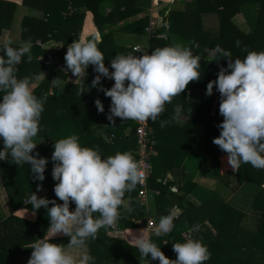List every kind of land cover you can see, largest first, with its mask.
Segmentation results:
<instances>
[{"label": "clouds", "instance_id": "clouds-1", "mask_svg": "<svg viewBox=\"0 0 264 264\" xmlns=\"http://www.w3.org/2000/svg\"><path fill=\"white\" fill-rule=\"evenodd\" d=\"M100 41L99 32L89 40H74L68 45L64 59L67 70L76 80L84 78L86 69L93 66L98 75L92 80V86L99 85V90L111 98L107 119L112 124L116 117L156 122L166 104L180 96L190 82L201 78V58L178 44L158 47L140 56L118 54L110 61L113 69L110 71L98 47ZM12 44L11 38L0 41V53H3L0 55V140L3 143L0 161L10 159L18 166L27 163L33 179L42 182L48 159L40 157L38 152L32 153L37 145L34 137L42 131L44 100L34 95L28 77L20 79L15 75V66L23 57L32 60L30 43L20 47ZM214 51L228 58V63L227 67L220 68L217 79L207 84L205 93L211 96L215 86L220 94L219 113L224 118L217 125L220 135L213 138V143L227 153L228 164L234 171L241 164L264 169V51H248L243 59L234 60L219 45ZM102 77L113 79V86L104 88ZM51 82L53 88L65 87L57 78ZM95 103L103 113V103L99 99ZM183 112V107L176 105L174 118ZM166 123L161 120L160 126ZM51 160L54 162L51 175L57 181L54 193L62 203L38 198L35 192L29 194L28 203L34 210L41 207L47 210L50 225L44 238L31 246L28 264H91L94 258L85 252L77 260L72 249L84 248L88 239L96 238L101 227L113 226L120 219L125 193L144 180L141 165L127 151L102 158L97 148L81 146L76 135L56 140ZM41 189L42 185L37 184V191ZM70 203L75 204L73 211ZM173 220V214L161 216L155 235L171 232ZM191 230L195 231L196 226ZM60 234L70 238L67 246L51 242ZM135 246L142 256L151 254V259L158 260L159 264H205L211 258L207 246L199 239L173 243L174 260L166 257L149 236L136 237Z\"/></svg>", "mask_w": 264, "mask_h": 264}, {"label": "crops", "instance_id": "crops-1", "mask_svg": "<svg viewBox=\"0 0 264 264\" xmlns=\"http://www.w3.org/2000/svg\"><path fill=\"white\" fill-rule=\"evenodd\" d=\"M257 1L260 0H163L159 4H154L152 0H140L144 9L139 13L116 24L106 23L103 31H98L94 26L91 29L83 27L75 39L89 40L97 32L101 37L103 33L111 32L119 46L133 48L140 45L146 47L149 46L150 39L148 28H146L145 33H135L123 28V26L148 16L150 25H153L155 30L167 25L165 29L170 33L172 46L178 44L188 47L194 55L201 58V78L198 81L190 82L180 96L175 97L172 103L166 104L165 111L156 122L151 121V125L153 132L156 133L155 144L162 146L163 154H166L160 157L159 150L155 148L156 155L153 157V162L158 163L160 172L166 173L165 177L160 175L158 180L169 179L174 182L172 213L178 217L182 213L188 212L192 219L198 223L196 230L193 231L194 236L196 234L194 239H199L204 245H206V239L199 234L200 232H197L202 224L210 225L209 216L214 210L230 204L236 210L244 213L242 218V225L244 226L246 218L251 215V210L254 207L253 202L260 190L257 184L249 181L241 185L237 184L235 176L237 171H234L228 164L227 153H220L218 156L221 177L218 176L214 172L212 153L204 148L214 144L213 138L220 135V129L217 125L224 119L219 113L220 94L215 91V86L211 96L205 95L207 84L217 79L220 68L227 67L228 63V58L215 53L214 49L219 45L223 50L229 52L230 49L242 50L244 34L254 32L260 18L261 3ZM113 7V1L105 0L100 5V13L107 15ZM80 9L84 11L85 7ZM222 12H225L224 15H221ZM231 12L233 14L228 18V14ZM33 13L31 7L19 5L11 28L3 30L0 41L11 38L13 40L12 45L23 46L26 41L21 37V21L25 15ZM237 41H239V46ZM38 43L41 44L40 41ZM41 45L44 49L54 51H67L68 48V45L65 46L64 42L59 40H49ZM41 57L39 56V59ZM61 62H65V60L56 58L48 61L42 71L45 76L41 72L32 82L33 90L49 74H53L52 80L59 79L65 87L67 83L85 84L86 76L76 80L77 77L72 74L68 75L58 68V64ZM110 82L106 80V83L110 84ZM53 87V83L50 82L51 94H53V90L60 94L65 90V87L60 89ZM176 105H181L184 109L179 118H174ZM97 112H99L98 109ZM107 115L92 130L95 136L109 141L111 135L109 128L113 124L107 119ZM214 118L217 119L215 126L212 125ZM117 119L118 117L115 118V121ZM161 120L167 121L164 127L160 126ZM157 131L161 136L160 139L156 138ZM34 142L37 145L32 154L35 155L38 152L40 157L48 159L45 179L42 182L34 180V174L30 172V169L28 172L14 169V165L9 164L10 159L0 161V223L13 215L23 217L31 222L35 221L37 213L21 205L22 203L28 204L29 194L33 192L37 194L38 198L53 197L51 199H55L57 203L60 201L59 198L52 195L55 185H51L52 146L40 134L34 137ZM2 148L3 143L0 140V149ZM184 152L187 154L183 166L174 169L168 168V162L177 163ZM16 174L18 176L27 174V183L24 184V181L21 180L18 181V184L14 183L13 179L17 176ZM37 184L42 185L40 191H37ZM192 184L193 187H191ZM11 186L16 189V194L9 190ZM159 193V190L150 187L144 200L138 197V192L137 195L125 196V206H121V216L115 225L101 227L96 238L88 239L84 248L72 249L77 260L86 252L94 258L91 264H158L156 260L151 259V254L148 257L140 254L135 246V240L142 234L149 236L151 240L153 237H164L163 240L158 238L155 241L161 251L162 247H165L170 240L168 237L173 228L168 234L155 235V228L160 219L157 202ZM16 205L19 206L16 207ZM167 205L168 202L160 201L161 207ZM129 208L131 211L128 210ZM94 215H98V213ZM150 221L154 224L150 225ZM192 228L188 229V232L192 231ZM142 230H144L143 233ZM61 237L64 240L58 243L57 241L51 242L67 246L70 241L67 235L60 234L53 238ZM175 255L176 253L172 255L173 259L176 258ZM30 256L31 252L20 254L15 257V260L17 264H28Z\"/></svg>", "mask_w": 264, "mask_h": 264}, {"label": "trees", "instance_id": "trees-1", "mask_svg": "<svg viewBox=\"0 0 264 264\" xmlns=\"http://www.w3.org/2000/svg\"><path fill=\"white\" fill-rule=\"evenodd\" d=\"M103 1L105 0H0V37L3 30L11 28L19 5L31 7L34 11L33 14L25 15L21 21V37L31 45L30 54L32 60L28 61L27 56H25L15 66L17 78L28 77L32 83L41 74L44 65L48 61L56 58L65 60L66 50H48L44 49L41 44L49 40H59L67 46L77 38L83 27L91 29L94 26L98 31H103L106 23L116 24L144 9V5L140 3V0H111L114 2L113 9L107 15H102L100 13V5ZM162 1L152 0L154 4H159ZM257 2L261 3V14L257 27L254 32L244 34V47L242 50L236 51L235 49H230L233 60L235 58L243 59L248 51H264V0ZM82 7H85L84 11L80 9ZM224 8H226V5H224ZM224 13L222 12L221 15H224ZM232 14V12L228 14V18ZM150 24V18L145 16L137 21L126 24L123 28L135 33H145L146 28ZM192 41L195 40L192 39ZM12 46L20 47L17 45ZM164 46H172L170 33L165 29V25L150 34L149 46L147 47L150 53L154 49ZM98 47L103 53L105 65L109 67L110 71L113 70L110 67V61L116 55L132 54L140 56L143 54L141 51H135L133 48L117 45L111 32L102 34ZM39 56H42L43 59H39ZM86 73L85 84L67 83L65 90L59 96L50 93V82L53 74H49L33 90L34 95L44 100V111L40 118L42 131L39 134L50 142L52 151H54L56 140L76 135L79 138L81 146L97 148L102 158L114 155L116 152L127 151L137 160V154L135 153L136 139L133 137L137 123L134 120H122L118 117L111 128H109V134H111L109 141L97 137L93 133V127L108 114L111 98L99 90V85L96 87L92 86V80L98 75L93 70L92 65H89ZM106 79L102 77L101 85L104 88H111L114 80L111 79L110 84H108L106 83ZM96 99H99L103 103V113L97 112ZM215 120L217 119L214 118L212 121L213 126H215ZM127 129H130L128 134ZM155 134L153 132V141ZM160 137L157 131L156 138L160 139ZM154 145L159 150L160 157L166 155L163 154L162 146L157 143ZM204 148L212 153L214 172L221 177L218 156L220 153L225 152L221 151L216 144ZM186 154L184 152L177 163L173 161L168 162V168L182 167ZM155 155L156 153L154 157ZM10 163L14 165V169L27 172L30 169L27 163L20 166L12 163L11 160ZM153 163L154 169L149 177V186L151 189L160 191L157 197L158 217L160 218L161 216L173 214L172 192L174 182H171L169 179L159 181L158 177L160 175L165 177L166 173L163 174V172L159 171L158 163H155V161ZM53 165L54 162H52V168ZM235 176L238 185L249 181L260 187L253 202L254 209L259 211L260 215L258 227L256 230L244 227L242 225L244 213L236 210L230 204L223 205L214 210L209 216L210 225L202 224L197 232H200L199 234L204 236L206 246L211 253V258L205 264H264V169H256L251 164H241ZM27 177V174L17 175L13 181L18 184V181L21 180L25 184L28 180ZM56 183L57 181L52 178L51 185ZM136 187L134 190L126 192L125 196L137 195V192L139 193L137 189L140 187L139 185L137 189ZM191 187H193V184ZM52 195H55V193L53 192ZM51 198L53 197L48 199L51 200ZM161 200H164L166 203L168 202V205L161 207ZM59 203H62V201H59ZM21 205L35 211L37 218L31 222L23 217L13 215L0 223V264H17L15 257L32 252L31 246L37 239L44 238L50 225L45 208L41 207L39 210H34L29 203H22ZM51 206L50 204L49 207ZM74 208L75 204L70 203V210ZM173 225V230L168 237L170 240H168L165 247H162V252L165 256L172 260H174L172 255L175 254L172 244L184 242L187 240V237L194 239L196 234L195 236L192 234L189 237L188 229L197 226L198 223L192 219L188 212H184L178 217L174 215ZM158 238L164 239V237ZM158 238L153 237L152 242L155 243ZM62 240L64 239L61 237L52 238L51 241H57L58 243ZM156 262L159 264L158 260Z\"/></svg>", "mask_w": 264, "mask_h": 264}, {"label": "built area", "instance_id": "built-area-1", "mask_svg": "<svg viewBox=\"0 0 264 264\" xmlns=\"http://www.w3.org/2000/svg\"><path fill=\"white\" fill-rule=\"evenodd\" d=\"M155 29L153 25H150L148 27V32L149 34L154 33ZM135 51H141L143 54L149 53L148 47H142L140 45H136L133 47ZM1 55L3 53H0ZM58 68L62 71H64L66 74L71 75V71L67 70L66 68V63L61 62L58 64ZM108 82L111 81L110 78L106 79ZM135 121V120H134ZM151 120L146 121V122H139L135 121L137 123L136 128L134 130V136L136 139V149L135 153L137 154V161L141 165V170L144 173V180L141 183H138L139 185V193L138 197L141 200H144L147 195L148 191L150 189L149 186V177L153 171L154 168V163H153V157L154 154L156 153L155 150V143L153 141V128L151 125ZM130 132V129H127V134ZM154 222L150 221V225H153ZM193 234V231L189 232V237H191Z\"/></svg>", "mask_w": 264, "mask_h": 264}, {"label": "rangeland", "instance_id": "rangeland-1", "mask_svg": "<svg viewBox=\"0 0 264 264\" xmlns=\"http://www.w3.org/2000/svg\"><path fill=\"white\" fill-rule=\"evenodd\" d=\"M9 190L12 193L16 194V189L14 188V186H11ZM258 213L259 211L255 210L253 207V209L251 210V215L245 220L244 227L251 230H256L260 220V215H258Z\"/></svg>", "mask_w": 264, "mask_h": 264}, {"label": "water", "instance_id": "water-1", "mask_svg": "<svg viewBox=\"0 0 264 264\" xmlns=\"http://www.w3.org/2000/svg\"><path fill=\"white\" fill-rule=\"evenodd\" d=\"M52 93H53L54 95H59V94H60V93H59L58 91H56V90H53Z\"/></svg>", "mask_w": 264, "mask_h": 264}]
</instances>
